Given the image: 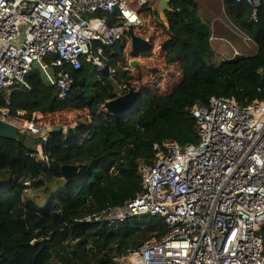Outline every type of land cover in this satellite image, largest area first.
Masks as SVG:
<instances>
[{
	"label": "trees",
	"instance_id": "16d2710c",
	"mask_svg": "<svg viewBox=\"0 0 264 264\" xmlns=\"http://www.w3.org/2000/svg\"><path fill=\"white\" fill-rule=\"evenodd\" d=\"M222 3L233 26L257 45L256 54L220 62L211 40L212 25L202 17L199 0H171L167 25L158 21L156 8L140 11L143 17L151 12L150 18L164 30L163 64L173 67L171 71L181 70L172 91L163 92L159 83L138 88L132 82L124 57L126 36L114 46L94 45L103 49L106 70L83 59L80 70L66 68L73 85L64 98L38 69L27 77L29 90L20 87L9 96L0 94V110L9 109L13 117L31 120L34 114L48 116L67 110L78 115L70 121L76 134L93 136L99 130L117 129L123 137L118 153L113 152V144L106 143L84 158L79 155V141L66 142L64 125H60L61 131L51 133L44 149L48 161L37 156L34 138L21 135L16 142L0 137V264H112L114 256L168 234V225L160 216L133 217L125 223L94 217L124 206L141 191L138 168L141 163H153L155 143H199L191 111L206 106L211 97L222 96L242 107L264 101L260 76L264 1L257 22L251 19L249 3ZM109 19L112 23L113 17ZM149 40L147 57L152 55L156 37ZM130 91L143 94L131 116L105 111L107 102ZM84 112L88 113L85 122L80 119ZM60 146L69 153L75 150L63 157ZM75 164L80 165L78 176L65 180L61 168Z\"/></svg>",
	"mask_w": 264,
	"mask_h": 264
},
{
	"label": "built area",
	"instance_id": "2783aa9c",
	"mask_svg": "<svg viewBox=\"0 0 264 264\" xmlns=\"http://www.w3.org/2000/svg\"><path fill=\"white\" fill-rule=\"evenodd\" d=\"M160 1L0 0V94L29 90L27 77L38 69L64 98L73 85L66 68L80 70L83 59L106 70L103 49L94 45L114 46L130 30L140 35V11ZM261 1L236 0L252 6L254 22ZM191 114L199 143H155L153 163L138 168L141 191L94 217L125 223L160 216L168 225L165 237L114 256L112 264H264V101L242 107L213 96ZM0 121L34 138L37 156L48 161L44 149L57 127L13 117L7 108Z\"/></svg>",
	"mask_w": 264,
	"mask_h": 264
},
{
	"label": "rangeland",
	"instance_id": "374dc122",
	"mask_svg": "<svg viewBox=\"0 0 264 264\" xmlns=\"http://www.w3.org/2000/svg\"><path fill=\"white\" fill-rule=\"evenodd\" d=\"M199 11L201 12L202 17L206 21H209L212 25L213 34L211 40L215 49L219 47L220 42L225 41L224 43H222V46L226 45L230 47V56H232L234 52V50L231 48L233 46H241L239 48L240 53L243 52L241 53V55L244 54L245 51L246 53H249L247 52V50H250L251 46L253 47L255 43L250 40L247 35L238 31L233 26V24L230 22V20L225 14L222 0H199ZM150 14L148 13L145 15L144 28L141 29L139 32L140 35H143L148 39L156 37V40L154 41L155 46L151 51L152 55L147 57L145 54H143L137 58L133 57L130 41L131 39L128 36V44L127 46H125L124 54V57H126V62H128L127 69L133 75L134 80L132 82L138 88H140L141 86H156L157 83H159L160 90H162L163 92L172 91L178 81V78L176 79V77L180 78L181 72L178 75L179 69L176 71H171L173 67H166L163 64V59L160 53V45L164 42V40H166V35L164 33V30L158 27V22L150 18ZM213 23L215 24V26H213ZM136 34H138V31H136ZM242 47L245 48V51L242 50ZM133 59H136L138 60V62H140V64L136 68H132L130 66V62L133 61ZM173 72L175 73L173 74ZM87 115L88 113L84 112V118L80 117V119L84 120L85 122V117ZM77 116L78 115L76 112H69L67 110H63L48 116L34 114L32 119H35L39 124H50L54 126V128H60V125H64V127L74 128L75 125L70 121H72ZM78 141V150H80L79 155L83 156L84 158H89L94 155L97 150L103 148L106 143L113 144V152L118 153L119 147L122 146L121 144L123 143V137L121 132L117 129H106L99 130L93 136H87L85 135V133H83L79 135L77 142ZM74 150L75 148L73 149V151ZM59 152L60 154H62L63 157H67L69 154H72V152L69 153L63 146H60ZM81 200L82 197H80V201Z\"/></svg>",
	"mask_w": 264,
	"mask_h": 264
},
{
	"label": "water",
	"instance_id": "95a60500",
	"mask_svg": "<svg viewBox=\"0 0 264 264\" xmlns=\"http://www.w3.org/2000/svg\"><path fill=\"white\" fill-rule=\"evenodd\" d=\"M171 0H161L157 7L156 11L159 17V21L164 24H168V14L171 12ZM128 36L131 39V49L133 57L137 58L146 53V48L150 44V40L147 38L135 34L133 30L128 32ZM140 62L133 59L130 62L132 68H136ZM143 99L142 92L139 91H130L127 94L120 95L116 99L107 102L104 105L106 112L111 113L115 116L131 115L141 103ZM61 128L57 127L55 132L60 131ZM0 137L4 139H9L12 141H20L21 135L17 129L9 124L3 123L0 121ZM76 138V129L69 128L68 133L65 136L66 142H73ZM80 172V165H64L61 168V174L65 180H71L75 176H78Z\"/></svg>",
	"mask_w": 264,
	"mask_h": 264
},
{
	"label": "crops",
	"instance_id": "0c3cea01",
	"mask_svg": "<svg viewBox=\"0 0 264 264\" xmlns=\"http://www.w3.org/2000/svg\"><path fill=\"white\" fill-rule=\"evenodd\" d=\"M214 24V23H213ZM213 26H215V24L213 25ZM143 36V35H142ZM144 37V36H143ZM146 38V37H145ZM148 39V38H147ZM225 41H222V42H220V44H219V47L218 48H216V51H217V55H218V60L221 62V61H224V60H230V59H232L233 57H235V56H239V55H241V53H243V52H241L240 53V50H239V48L241 47V46H233V47H231L233 50H234V52H233V54H232V56H230L229 54H230V52H231V49H230V47H228V46H226V45H224V46H222V43H224ZM245 48L244 47H242V50H244ZM257 50H258V47H257V45L256 44H254V46L252 47L251 46V48H250V50L248 49L247 50V52H249V53H246V51H245V53L244 54H242V55H248V56H250V55H254V54H256L257 53ZM235 52H236V54L237 55H235ZM180 70H179V72H178V75L180 74Z\"/></svg>",
	"mask_w": 264,
	"mask_h": 264
},
{
	"label": "clouds",
	"instance_id": "9594fccd",
	"mask_svg": "<svg viewBox=\"0 0 264 264\" xmlns=\"http://www.w3.org/2000/svg\"><path fill=\"white\" fill-rule=\"evenodd\" d=\"M148 40H149V39H148ZM137 108H138V107H137ZM136 110H137V109H136ZM136 110H135V111H136ZM135 111H134V112H135ZM134 112H133V113H134ZM133 113H132V114H133ZM132 114H131V115H132ZM131 115H130V116H131ZM121 117L127 118V117H129V115H128V116H127V115H123V116H121ZM60 131H61V130H60ZM84 133H85V132H84ZM81 134H83V133L76 134V138L78 139V138H79V135H81ZM65 136H66V135H65ZM77 139H76V140H77ZM76 140H75V141H76ZM75 141H73V142H75Z\"/></svg>",
	"mask_w": 264,
	"mask_h": 264
}]
</instances>
